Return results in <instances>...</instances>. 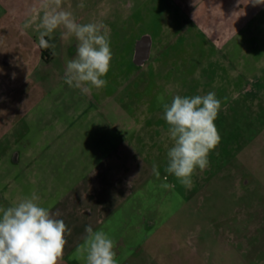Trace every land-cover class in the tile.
<instances>
[{"label":"rangeland","instance_id":"obj_1","mask_svg":"<svg viewBox=\"0 0 264 264\" xmlns=\"http://www.w3.org/2000/svg\"><path fill=\"white\" fill-rule=\"evenodd\" d=\"M20 4L23 13L30 15L40 0H0V12ZM240 4L239 0H61V8L71 11L78 23L81 19L83 24L100 23L108 34L113 56L104 77L107 85L88 94L65 82L66 66L59 59L37 66L44 13L33 16L22 30L9 27L13 32L4 25L10 17H1L0 51L12 40L15 47L3 52H28L30 64L14 65V69L19 76L34 71L40 88L32 89V82L26 85L25 112L8 114V124L14 119V128L5 138L0 132V151L4 141L11 148L13 139L16 150L29 157L17 165L10 163L13 184L0 207L35 193L42 206L53 209L86 179L101 155L109 157L123 137L140 151L155 180L172 185L173 190L162 194L157 189L158 225L143 247L149 259L138 263L264 264V98L242 93L254 70L246 68L247 59L238 62L236 49L233 54L223 53L226 59L222 57L218 64L202 65L204 48H211L212 56L214 46L238 34L245 24ZM247 4L253 10L261 5ZM231 12L236 20H230ZM230 21L233 27L228 29ZM63 32L59 28L51 38L60 36L68 46ZM144 37L157 43L151 59L137 67L132 65L134 47ZM234 67L240 72L236 77L230 76ZM210 91L221 100L215 120L221 141L209 154V167L197 170L193 186L187 188L164 170L172 141L157 97L164 95L170 103L175 95L191 97ZM154 164L159 177L153 173ZM1 190L3 195L6 191L0 183ZM142 213L144 236L148 218L146 211Z\"/></svg>","mask_w":264,"mask_h":264},{"label":"crops","instance_id":"obj_2","mask_svg":"<svg viewBox=\"0 0 264 264\" xmlns=\"http://www.w3.org/2000/svg\"><path fill=\"white\" fill-rule=\"evenodd\" d=\"M239 1H241L240 5L244 7L239 10L242 12L240 14L245 15V24L238 31V34L230 36L226 42L223 40L221 46H214L212 56L211 48L203 47V52H205L203 54H207L203 56L206 61L202 65L208 64L209 61L218 64L222 57L226 59L223 53H232L236 49L238 62L243 63V58H245L247 59L246 68L252 67L254 70L252 75L246 79L247 84L242 93L252 99L254 98L253 96H262L264 98V4H261L260 8L253 10L252 5L249 6L247 4L250 0ZM20 6L21 4L17 8L14 7L13 10L5 8L4 14L0 12V18L10 17L11 22H4L10 32H13L14 28L11 29L9 27L15 25L22 30L25 25L29 24L33 16L44 13L43 9L40 8V4L35 7L34 12L30 15L23 13ZM230 18L231 21L236 20L237 15L231 12ZM231 21L230 24L225 26L228 29L233 27ZM79 23L83 24V19ZM220 29L222 30V28ZM220 29L219 32H221ZM20 36L25 39L22 31ZM45 39H48L49 43L55 44V48L48 49L46 53H43L38 46L40 56L36 57L37 66L51 64L58 59L66 66L67 61L75 58L76 45L78 43L75 37L69 38V41H67L68 46H64L60 36L55 38L45 37ZM11 41L2 49H7V51H9L8 49H13L15 46L14 42ZM156 43L155 40H151L149 55L143 65L151 59L152 49ZM2 49L0 51V132L2 133L1 136L5 138L8 137L10 134L9 130L13 129L15 125V122L13 124L14 119H11L12 123L9 126L8 114L10 117H14L17 112L22 114L25 112L23 106L27 104L29 96L28 91L24 92V89L28 87L26 85L32 82V89L33 87L39 89L40 86L36 83L37 79H33L34 71L19 76L14 69V65L30 64V57L26 55L28 52L5 53ZM138 54L135 46L132 65L137 67L139 65H136L135 61ZM123 57L126 61V52ZM235 62L238 67L239 63ZM237 67H234L233 70L231 69L230 76L236 77L240 74ZM7 69H10V72H7ZM35 90H31L30 94H34ZM21 92V96L16 101H13L12 99L16 98ZM112 127L114 126L110 128ZM129 128H133L132 125ZM1 136L0 145L2 143ZM11 143L13 147L9 148L8 141H4L5 147L0 151V183L6 191L5 195H2V190L0 191L2 197H0V201L5 202H7L8 194L13 184L9 177L10 175H8V171H11L10 163L17 165L29 158L16 150V144L13 139ZM97 162H100V164H97ZM97 162L91 165L92 167L86 179L79 181L63 197L64 199L51 209L53 215L58 219L64 220L67 227L71 229V234L66 236L67 245L60 264H82L74 253L76 247L83 243L87 235L85 229L89 225L93 228V231L103 229L115 240V251L119 264H133V262L134 264H140L138 260L148 258L145 254L146 252L143 251V247L149 241L158 225L157 211L160 205L157 203L159 202L157 189L162 194L172 193L173 190L170 187L169 190H165L161 181L157 182L155 180L149 167L143 163L140 151L128 144L123 137L119 138L116 147L110 150L109 157L101 155ZM171 200H173V197H171ZM142 210L146 211V217L148 218L144 222V236L141 230Z\"/></svg>","mask_w":264,"mask_h":264},{"label":"clouds","instance_id":"obj_3","mask_svg":"<svg viewBox=\"0 0 264 264\" xmlns=\"http://www.w3.org/2000/svg\"><path fill=\"white\" fill-rule=\"evenodd\" d=\"M254 5L264 0H250ZM44 14L39 24V47L54 49L45 37L63 28V37H75V58L67 61L65 82L88 94L107 85L104 78L110 70L112 51L105 26L100 23H78L71 11L61 8V0H40ZM163 108L172 146L167 151L165 172L173 175L184 187L193 186L197 170L205 171L210 164L209 154L220 144L221 137L215 120L221 110V100L214 92L191 97L175 95L165 102L157 97ZM167 147V146H166ZM157 177L160 172L153 165ZM165 188L172 185L164 184ZM75 256L82 264H119L116 242L103 229L93 231L89 225ZM71 234L64 220L40 203L32 193L8 207H0V264H60Z\"/></svg>","mask_w":264,"mask_h":264},{"label":"water","instance_id":"obj_4","mask_svg":"<svg viewBox=\"0 0 264 264\" xmlns=\"http://www.w3.org/2000/svg\"><path fill=\"white\" fill-rule=\"evenodd\" d=\"M151 39L148 37L141 38L137 44V52L139 53L138 60L135 61L136 65H143L145 60L148 58V51Z\"/></svg>","mask_w":264,"mask_h":264},{"label":"trees","instance_id":"obj_5","mask_svg":"<svg viewBox=\"0 0 264 264\" xmlns=\"http://www.w3.org/2000/svg\"><path fill=\"white\" fill-rule=\"evenodd\" d=\"M41 50L43 51V53H46L48 51V49H42Z\"/></svg>","mask_w":264,"mask_h":264},{"label":"flooded vegetation","instance_id":"obj_6","mask_svg":"<svg viewBox=\"0 0 264 264\" xmlns=\"http://www.w3.org/2000/svg\"><path fill=\"white\" fill-rule=\"evenodd\" d=\"M143 31V30H142Z\"/></svg>","mask_w":264,"mask_h":264}]
</instances>
